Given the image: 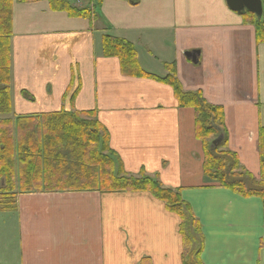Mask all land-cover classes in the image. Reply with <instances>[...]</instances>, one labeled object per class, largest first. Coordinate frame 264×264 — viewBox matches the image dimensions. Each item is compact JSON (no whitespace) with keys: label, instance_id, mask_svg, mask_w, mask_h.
<instances>
[{"label":"crops","instance_id":"obj_1","mask_svg":"<svg viewBox=\"0 0 264 264\" xmlns=\"http://www.w3.org/2000/svg\"><path fill=\"white\" fill-rule=\"evenodd\" d=\"M88 1L93 5L92 0L68 4L80 10ZM129 4H97L94 10L102 14L93 22L71 18L49 1L14 0V114L96 111L126 172L139 176L144 170L165 187L181 190L202 227L203 264H264V202L205 180L195 112L179 108L168 85L125 77L118 59L102 56V37L132 43L140 66L153 76H167L166 64L175 63L186 92L199 91L223 108L228 148L256 178L264 126V44L227 0ZM194 51L197 64L185 57ZM2 213L0 264H139L144 258L182 264L181 219L151 193H19L15 209Z\"/></svg>","mask_w":264,"mask_h":264},{"label":"trees","instance_id":"obj_2","mask_svg":"<svg viewBox=\"0 0 264 264\" xmlns=\"http://www.w3.org/2000/svg\"><path fill=\"white\" fill-rule=\"evenodd\" d=\"M18 1H49L60 9H69L72 14L75 12L91 18V12L75 9L65 0ZM93 1L98 4L103 2ZM129 1L136 3V0ZM261 2L264 8V0ZM3 3L9 6L0 14V18L3 15L9 26L5 27L0 22V211L14 210L18 194L27 192L151 193L165 204L170 213L181 219L183 264H203L201 224L194 219L192 231L187 230V213H193L182 200L181 190L165 187L158 179L147 176L144 170L139 176L126 172L119 155L110 147V133L99 121L96 111H60L31 116L14 114L10 50L14 0H0V5ZM243 17L246 25L254 27L257 43L264 44V12L260 19L250 13ZM102 56L118 59L125 77L152 79L167 84L173 90L179 108H189L195 112V134L203 145V174L208 183L217 184L243 197H258L264 202V126L259 129L261 161L260 174L256 178L241 167L238 154L228 148L223 108L209 104L199 91L186 92L177 77L175 63L166 64L167 76H153L140 66L133 44L110 34L102 37ZM71 91L72 88L68 89L64 100L71 95ZM76 92L72 94V99ZM22 95L34 102L26 91ZM220 138L221 142L214 146V142ZM139 264H151V260L144 258Z\"/></svg>","mask_w":264,"mask_h":264},{"label":"rangeland","instance_id":"obj_3","mask_svg":"<svg viewBox=\"0 0 264 264\" xmlns=\"http://www.w3.org/2000/svg\"><path fill=\"white\" fill-rule=\"evenodd\" d=\"M18 1V0H17ZM76 2V1H81V2H85L86 0H65V3L67 4V5H69L68 3H72V2ZM105 0H103V2H104ZM125 1H127V2H129L130 4V7H132V6H136V5H132V3L129 1V0H125ZM19 2V1H18ZM41 2V1H40ZM68 2V3H67ZM88 2H90V1H88ZM102 2V3H103ZM92 3H93V5L91 4V2H90V4H89V6H86V5H84V8H82V9H80L81 11L82 10H86V11H88V12H91V18H87V17H83V15H80V14H77V13H73L72 14V12H70V11H68L69 9H67V8H64V7H62L63 9H65V11L64 12H66L67 13V15H69L71 18H86V19H90V20H92L93 22H95L96 21V19H98L99 20V18H101V14L98 12V14H97V12H96V10H94L95 9V5H97L98 4V2H93V0H92ZM101 3V4H102ZM101 4H98V7L101 5ZM132 5V6H131ZM9 6V4L8 3H3L2 5H0V14L1 13H3L4 12V10H6L7 9V7ZM10 6H12V5H10ZM69 6H71V5H69ZM229 8V7H228ZM230 9V8H229ZM61 11H63V10H61ZM263 12H264V8H263ZM122 15H124V13L122 14ZM102 19H103V21L105 22V20H104V18H103V16H102ZM0 22H1V24L3 25V24H5L6 26L5 27H8L9 26V22L8 21H6V19H5V17L2 15V17L0 18ZM107 22V21H106ZM108 23V22H107ZM8 25V26H7ZM106 25V24H105ZM107 26V25H106ZM105 35V34H104ZM115 36V35H114ZM156 40H158V38H155ZM129 42V41H128ZM130 43V42H129ZM132 44V43H131ZM135 47V46H134ZM135 49H136V47H135ZM136 52H137V50H136ZM12 76V75H11ZM167 85V84H166ZM176 99V98H175ZM27 100H29L30 102H33V101H31L30 99H27ZM177 101V100H176ZM177 103H178V101H177ZM179 106V105H178ZM2 117H0V119H1ZM223 136V135H222ZM15 138H16V135H15ZM17 141V140H16ZM17 143H18V141H17ZM18 165V164H17ZM249 171V170H248ZM250 172V171H249ZM16 177H17V175H16ZM1 185V184H0ZM0 190H1V188H0ZM28 193V192H27ZM34 193H37V192H34ZM42 193H46V192H42ZM75 193H77V192H75ZM80 193H82V192H80ZM84 193V192H83ZM97 193H99V192H97ZM101 194V193H100ZM263 201V200H262ZM193 213V212H192ZM1 216H4L3 215V213L2 212H0V218H2ZM187 219L189 220V229L187 228V230H191V227H192V223H193V220L194 219H197L194 215H192L190 212H188L187 213ZM1 220V219H0ZM2 221H4L3 219L1 220V223H2ZM11 223H12V220H11V218L10 217H7L6 218V221H5V224H7V225H10L11 226ZM201 229H202V227H201ZM192 231V230H191ZM203 253V252H202ZM151 260V259H150ZM151 264H152V262H151ZM182 264H183V261H182Z\"/></svg>","mask_w":264,"mask_h":264},{"label":"water","instance_id":"obj_4","mask_svg":"<svg viewBox=\"0 0 264 264\" xmlns=\"http://www.w3.org/2000/svg\"><path fill=\"white\" fill-rule=\"evenodd\" d=\"M139 0H136V3H132V5H136ZM228 7L238 13L239 15H244L246 13L253 14L258 19L263 16V5L261 0H227ZM185 57L190 60L193 64L198 63L199 52H187ZM222 138L216 140L214 142V146H217L221 142Z\"/></svg>","mask_w":264,"mask_h":264}]
</instances>
